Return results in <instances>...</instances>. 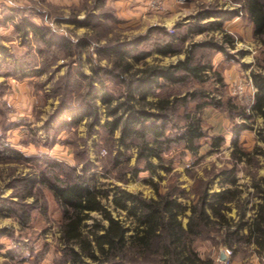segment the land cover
Listing matches in <instances>:
<instances>
[{
  "label": "rangeland",
  "instance_id": "rangeland-1",
  "mask_svg": "<svg viewBox=\"0 0 264 264\" xmlns=\"http://www.w3.org/2000/svg\"><path fill=\"white\" fill-rule=\"evenodd\" d=\"M176 5L183 14L170 22L173 11L167 0H0V42L9 54L0 66V140L4 143L0 264H70L61 238L62 209L38 180L43 173L52 174V162L77 172L88 166V173L107 185L119 184L149 198L158 196L155 185L160 193L174 190L187 205L196 203L204 189L213 193L234 187L224 173L231 170L242 191L240 201L231 203L228 212L235 221L244 207L249 219L263 201L256 185L264 177V141L258 133L264 118L247 119L241 110L248 113L257 91L252 73H264V42L247 31L250 19L244 0H179ZM206 10L210 15L199 18ZM224 12L232 15L222 20L224 31L234 36L233 45L225 42V50L204 46L194 50L198 59L213 66L207 80L164 83L156 95L148 97L152 101L164 96L188 98L187 106L181 104L172 120L171 130L184 123V113L195 110L198 102L212 99L194 98L193 92H210L223 101L220 107L211 103L201 109L206 136L200 140V152L194 155L182 143H174L163 154L169 170H146L137 162L135 147L118 144L120 129L113 133L107 129L106 122L112 118L108 110L129 93L132 73L173 64L190 54L193 43L223 42L224 31L210 26L203 31L190 28L197 22L206 25L216 19L213 15ZM24 19L45 27L46 38L24 26ZM235 21L242 24L236 26ZM166 33L184 38L175 41L178 54L157 53V41L169 38ZM50 37L55 41H48ZM140 52L151 54L136 60L133 55ZM108 95L114 104L104 101ZM87 104L96 107V116L71 113ZM244 123L252 126L237 135V127ZM217 136L224 138L219 147L214 146ZM241 150L247 153L243 158H239ZM120 153H126L129 162L115 168L112 158ZM133 167L142 170L134 176ZM33 179L37 183L29 187ZM23 209L29 214L26 223L20 216ZM113 213L126 218L125 211ZM187 221L183 216L184 225ZM195 247L202 257L213 256L217 261L221 249L230 248L231 259L236 253L247 255L251 248L256 251L254 244L246 242L226 245L221 231L197 238Z\"/></svg>",
  "mask_w": 264,
  "mask_h": 264
},
{
  "label": "trees",
  "instance_id": "trees-1",
  "mask_svg": "<svg viewBox=\"0 0 264 264\" xmlns=\"http://www.w3.org/2000/svg\"><path fill=\"white\" fill-rule=\"evenodd\" d=\"M244 6L255 26V36L264 42V0H244ZM208 15L209 11L206 10L199 18ZM221 16L229 19L232 15L231 12H224ZM24 20L27 24L23 23L24 26L31 27L46 38L45 27ZM191 26V31H203L206 26L224 31V20L216 18L206 25L197 22ZM22 27L18 25L19 29ZM166 35L169 38L157 41V53L163 56L178 54L180 49L175 41L184 38ZM48 41L53 42L55 39L50 37ZM56 41L64 44L63 39ZM225 42L234 43V36L226 31L221 43L213 40L193 43L190 54L173 64L149 66L140 75L132 73L128 84L131 87L129 93L116 104L113 97L104 96L107 104H114L107 113L112 116L106 122L107 129L111 133L120 129L118 144H124L127 149L135 147L137 162L146 170L155 173L160 168L169 170L163 154L174 143H182L194 155L199 154L200 140L206 136L201 109L211 103L217 107L223 105V101L211 96L210 92H193L194 98L202 96L212 99L198 102L195 110L184 113V123L171 130L172 120L181 104L187 106L188 98L164 96L152 101L148 99L149 95H156L164 83L184 84L190 79L206 81L210 76L207 71L213 66L198 59L194 50L197 46L225 50ZM150 54L140 52L133 57L141 60ZM7 56L8 47L0 42V66ZM19 66L22 68V64ZM219 79L223 80L222 77ZM252 80L257 88L253 103L248 113L245 109L241 111L247 119L256 116L264 118V73L253 72ZM74 111L97 115L93 104H87L82 109H71V113ZM251 126V123L241 124L236 134ZM258 133L264 141V126ZM223 141L222 136L215 137L214 146L219 147ZM3 146L0 140V152ZM244 155L247 153L241 150L239 158ZM129 158L126 153H120L112 158V163L118 168L120 164L128 163ZM50 165L53 166L50 171L52 174L43 173L38 180L48 187L62 209L61 238L70 264H224L213 256L202 257L195 247L197 238L215 231L222 232L224 243L228 246H233L235 242H246L254 244L256 251L264 254V199L249 219H245V207L238 221L228 215L231 203L240 201L242 194L234 171H224L227 182L234 187H225L213 193L204 189L196 203L187 205L176 191L160 193L157 185L155 189L158 196L149 198L119 184L107 185L95 173H88V166L77 172L74 168H61L59 163L52 162ZM56 167L61 169L56 171ZM140 168L133 167L130 171L135 176L142 170ZM261 182L256 185L257 192L264 198V177ZM36 183V179H33L28 186L32 187ZM189 209L191 213L187 214ZM113 210L125 211L126 218L123 220L115 216ZM22 211L20 216L26 223L29 214L25 209ZM93 212L98 213V216H94ZM183 216L188 217L187 225H184ZM244 229L247 231L244 232Z\"/></svg>",
  "mask_w": 264,
  "mask_h": 264
},
{
  "label": "crops",
  "instance_id": "crops-1",
  "mask_svg": "<svg viewBox=\"0 0 264 264\" xmlns=\"http://www.w3.org/2000/svg\"><path fill=\"white\" fill-rule=\"evenodd\" d=\"M167 1H169L171 3V5H172V11H173V14H172V16L170 18V22H174L180 15L183 14V11L181 9H179L177 7V5H176V3L179 2V0H167ZM195 1L199 2V1H206V0H195ZM208 1H211V0H208ZM219 13H220V11H219ZM208 16H206V17H208ZM213 16L215 18L223 19V16H221V15L219 16L217 13L215 15H213ZM211 17H212V15H211ZM247 17L249 18V14L248 13H247ZM234 24H236V26H237V25L242 24V22L241 21H237ZM254 29H255V26H254L253 22L250 19L249 20V23L247 25V31L250 34H252V35L255 36ZM254 247H256V246L254 245ZM220 260H222L224 263H226L225 260H223L221 258V252H220ZM231 263L232 264H264V254L263 255L262 254H259L257 251H255L253 248H251V251H249L247 255H240V254H237L236 253L234 255V257H232Z\"/></svg>",
  "mask_w": 264,
  "mask_h": 264
},
{
  "label": "built area",
  "instance_id": "built-area-1",
  "mask_svg": "<svg viewBox=\"0 0 264 264\" xmlns=\"http://www.w3.org/2000/svg\"><path fill=\"white\" fill-rule=\"evenodd\" d=\"M224 251H225V253L227 255V258L225 259V262L229 263L231 261V256H232L233 252H232V250L230 248H225Z\"/></svg>",
  "mask_w": 264,
  "mask_h": 264
},
{
  "label": "water",
  "instance_id": "water-1",
  "mask_svg": "<svg viewBox=\"0 0 264 264\" xmlns=\"http://www.w3.org/2000/svg\"><path fill=\"white\" fill-rule=\"evenodd\" d=\"M221 258H222L223 260H225V259L227 258V255H226L224 249H221Z\"/></svg>",
  "mask_w": 264,
  "mask_h": 264
}]
</instances>
